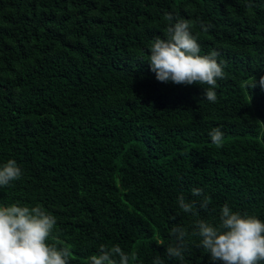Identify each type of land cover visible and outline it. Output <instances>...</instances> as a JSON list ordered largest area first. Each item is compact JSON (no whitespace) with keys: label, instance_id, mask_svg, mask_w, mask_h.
Segmentation results:
<instances>
[{"label":"trees","instance_id":"16d2710c","mask_svg":"<svg viewBox=\"0 0 264 264\" xmlns=\"http://www.w3.org/2000/svg\"><path fill=\"white\" fill-rule=\"evenodd\" d=\"M247 2L0 0V166L14 159L24 172L0 188V206L55 215L70 264H90L101 245L135 253V264H181L165 249L174 225L194 222L177 198L198 206L196 187L213 225L225 203L264 221V90L246 87L264 76V0ZM167 12L191 19L200 54L226 63L216 103L151 72ZM216 127L221 148L208 135ZM198 244L183 264H210Z\"/></svg>","mask_w":264,"mask_h":264},{"label":"clouds","instance_id":"9594fccd","mask_svg":"<svg viewBox=\"0 0 264 264\" xmlns=\"http://www.w3.org/2000/svg\"><path fill=\"white\" fill-rule=\"evenodd\" d=\"M245 7L251 10L255 5L248 0ZM163 19L167 22L164 38L153 37L148 49L147 62L156 80L164 84L199 85L203 88V99L216 103L215 89L217 81L225 79L226 63L218 60L220 54L216 50L200 54L201 45L193 35L195 25L191 19L171 12L165 13ZM197 23L205 33L213 27L204 21ZM257 83L264 90V76L258 82L253 76L246 87L255 89ZM208 135L213 145L223 147L225 134L219 127ZM23 176L22 168L14 159H9L0 166V188L10 186ZM191 192L202 198L198 206L196 200H187L183 194L177 198V205L184 214L194 217V222L188 227L176 224L171 228L173 243L165 249L168 258L183 264L190 241L195 237L199 240L198 246L208 253L210 264H264V221L255 215L233 211L225 203L219 210L218 223L213 225L199 216V210L208 207L209 197L204 189L196 187ZM56 226V216L42 205L20 206L17 202L0 206V264H70L72 246L59 242L58 234H54ZM136 260L135 253H126L119 245H101L99 254L89 257L90 264H135ZM152 264H164V261L156 256Z\"/></svg>","mask_w":264,"mask_h":264}]
</instances>
